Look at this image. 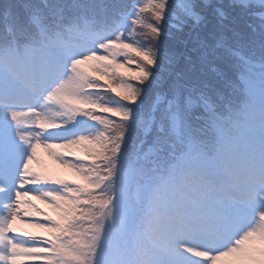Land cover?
Masks as SVG:
<instances>
[{
    "label": "snow or ice",
    "instance_id": "obj_1",
    "mask_svg": "<svg viewBox=\"0 0 264 264\" xmlns=\"http://www.w3.org/2000/svg\"><path fill=\"white\" fill-rule=\"evenodd\" d=\"M0 264H264V0H0Z\"/></svg>",
    "mask_w": 264,
    "mask_h": 264
},
{
    "label": "rangeland",
    "instance_id": "obj_2",
    "mask_svg": "<svg viewBox=\"0 0 264 264\" xmlns=\"http://www.w3.org/2000/svg\"><path fill=\"white\" fill-rule=\"evenodd\" d=\"M45 160L48 163L49 167L53 170V171H57L60 172V174L65 175L67 178L69 179H77L78 177H76V175L74 173H72L70 170H63L60 169V166L55 164V162H53L49 157H47V155H45ZM38 204H40V201H37ZM41 207H46L45 205L41 204Z\"/></svg>",
    "mask_w": 264,
    "mask_h": 264
}]
</instances>
